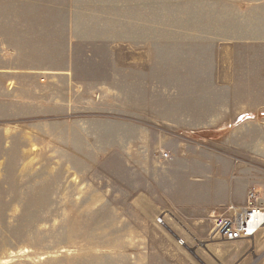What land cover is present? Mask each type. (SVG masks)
I'll list each match as a JSON object with an SVG mask.
<instances>
[{
    "label": "rangeland",
    "instance_id": "rangeland-1",
    "mask_svg": "<svg viewBox=\"0 0 264 264\" xmlns=\"http://www.w3.org/2000/svg\"><path fill=\"white\" fill-rule=\"evenodd\" d=\"M138 143L264 177V0H0V264L171 260Z\"/></svg>",
    "mask_w": 264,
    "mask_h": 264
},
{
    "label": "crops",
    "instance_id": "crops-1",
    "mask_svg": "<svg viewBox=\"0 0 264 264\" xmlns=\"http://www.w3.org/2000/svg\"><path fill=\"white\" fill-rule=\"evenodd\" d=\"M223 117L177 123L223 124L226 122L222 120ZM138 141L143 142L141 139ZM138 144L137 153L133 156V168L139 177L149 178L146 187L159 189L152 195L155 216L149 219L152 221L150 228L156 235L163 236L157 224V219L162 218L161 227L165 230L164 235L169 237L164 238L162 252L169 254L172 261L166 256L165 264H192L194 257L188 252L195 247V243H208L204 249L206 252H195L203 264H264L261 246L256 245L250 251L248 245L252 243L213 241L209 237L212 213L229 206L244 207L248 191L255 188L264 192V177L259 178L249 168L238 167L229 155L219 150L202 146L179 148L178 154L169 159H164L161 153L150 159L149 147ZM157 176L161 178L157 179ZM179 238L183 240V245L178 243ZM153 246L156 252L161 251L157 244Z\"/></svg>",
    "mask_w": 264,
    "mask_h": 264
},
{
    "label": "built area",
    "instance_id": "built-area-1",
    "mask_svg": "<svg viewBox=\"0 0 264 264\" xmlns=\"http://www.w3.org/2000/svg\"><path fill=\"white\" fill-rule=\"evenodd\" d=\"M163 158H168L164 153ZM210 239L222 242H250L255 244L259 240L264 256V196L250 190L246 196V204L243 208L229 206L212 213ZM162 224V218L157 219ZM183 245V241L179 240Z\"/></svg>",
    "mask_w": 264,
    "mask_h": 264
}]
</instances>
